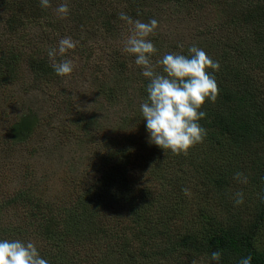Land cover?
<instances>
[{
  "label": "trees",
  "instance_id": "1",
  "mask_svg": "<svg viewBox=\"0 0 264 264\" xmlns=\"http://www.w3.org/2000/svg\"><path fill=\"white\" fill-rule=\"evenodd\" d=\"M62 3L67 15L57 11ZM171 11L181 16L178 29L168 24L162 32L160 23L170 22ZM120 12L159 22L149 37L157 49L154 71L162 72L157 61L165 54L187 55L192 45L219 62L213 72L217 98L201 108L206 135L186 154L149 143L140 112L148 80L124 51L133 26L120 20ZM119 36L121 41H106ZM64 37L76 46L55 62L81 59V73L92 74L100 96L90 112L50 119L39 143L56 152L62 135L75 134L81 138L78 146L91 151L82 160L92 163L94 172H87V186L73 182L72 189L47 200L42 193L50 189L48 177L25 174L7 197L1 194L0 238L42 240L37 247L50 264H208L214 250H221L222 264L249 255L252 264H264V0H49L47 8L40 0H0V87L23 83L24 101L43 96L53 105L58 99L68 112L74 102L81 106V99L65 97L74 85L90 92L84 81L71 79L78 74L76 64L70 75L58 76L48 56ZM105 104L122 108L107 123L112 129L115 124L114 131L104 130ZM24 109L15 122L0 112V137L10 139L0 140L9 149L0 153V177L6 180L3 170L14 166L10 157L14 160L17 147L29 144L38 131L37 115ZM71 118L73 126L63 124ZM6 125L10 130L3 131ZM95 131L102 140H93ZM51 135L58 140H48ZM77 167L70 166L65 181ZM18 174H10V185ZM237 192L244 194L239 205Z\"/></svg>",
  "mask_w": 264,
  "mask_h": 264
},
{
  "label": "clouds",
  "instance_id": "2",
  "mask_svg": "<svg viewBox=\"0 0 264 264\" xmlns=\"http://www.w3.org/2000/svg\"><path fill=\"white\" fill-rule=\"evenodd\" d=\"M43 8L49 7V0H40ZM61 15H67V3L58 6ZM120 20L132 25L131 34L124 41V51L135 57L141 66L142 75L147 78V98L140 104V112L148 132L149 143L174 154L184 153L195 144L203 141L206 130L199 121L206 116L201 110L206 101L215 102L218 85L213 75L220 68L200 47L192 45L187 55L167 53L157 63L162 72L154 71L152 56L157 49L149 37L158 28L159 22L151 19L147 23L134 20L125 12L119 13ZM76 42L70 37L61 38L58 47L51 48L48 56L58 76L70 75L74 65L70 60L55 62V57L75 48ZM211 69L212 71H209ZM237 176L240 174L237 173ZM246 182V180H245ZM187 189L185 193L187 194ZM234 203H243V192L235 193ZM0 264H50L42 257L37 245L32 241L0 238ZM208 264H222L221 250L210 254ZM237 264H252V257L243 256Z\"/></svg>",
  "mask_w": 264,
  "mask_h": 264
},
{
  "label": "rangeland",
  "instance_id": "3",
  "mask_svg": "<svg viewBox=\"0 0 264 264\" xmlns=\"http://www.w3.org/2000/svg\"><path fill=\"white\" fill-rule=\"evenodd\" d=\"M210 7V11L213 14V9L212 6ZM209 10V9H208ZM231 10H237L236 5L234 4L231 8ZM181 11V10H178ZM180 14L176 11H171L170 12V20L169 23H167V20L165 18L162 19L163 23H160V31L165 32L167 29L165 28L168 24L172 28L174 32L177 31L178 29V22L180 20ZM182 26L186 27V24L183 22ZM166 29V30H165ZM129 34H125V37L127 38ZM123 36L110 38L106 40L107 42L111 43L113 40L115 41H121ZM102 40V39H101ZM103 41V40H102ZM105 41V40H104ZM96 52L101 53V49H97ZM59 55V54H58ZM58 55L56 57H58ZM77 57H73L72 59L67 58V60H70L74 65L76 64L77 66V71L78 74L71 77V79L80 82L84 81V85L89 89L88 90L84 86H77V85H72L73 87L67 88V94L65 97L71 96L73 99L80 100L81 99V106H79V102H74L71 106L72 111L68 112L65 108L59 107L60 101L57 99V101L53 104H45V97L41 96V99L36 100L34 98H28L27 101H24L25 96L20 93L19 88L23 86V83H19L15 85V87L9 89V88H4L0 87V105H1V110L0 112H3L4 115L6 116V121L7 120H13V122L16 121L17 115L20 112L21 106H25L24 111L32 110L38 117V124L39 126L36 128L38 131L34 134L36 136L34 139L29 144L22 145L17 147V153L14 156V160L12 157H10L11 162H13L14 166L12 169H4L3 171H6L5 174H7V180L4 176L0 177V197L2 192H6L5 197H7V191H11V187H13V190L16 186V188L20 185L23 176L28 173H35L36 175H46L48 177V185L50 186V189H45V191L42 193V197L47 200V199H52L56 198L57 195L62 194L63 190H69L72 189L73 185L71 183L74 182V184H77V182H82L83 184L87 183L88 178H87V172H94V168L92 163L85 164L82 160V157L84 155H88L91 153V151H88V148L81 149L77 143V140H81V138H78L75 136V134L69 138H66L65 135H62L61 140H65L64 143H62V147H60L59 151L56 152H51L50 151H45V147L48 146V144H42L44 146H40V136H42V133H45V124L48 123L50 119H53L56 115H58L60 118L64 117L66 115L72 114L76 115V111H92L94 110L95 107V101L97 98L100 96V92H98L96 85L92 81V74L91 73H81L82 72V67L83 64L81 63V59L76 61ZM61 60V59H60ZM58 60L57 62H59ZM76 61V62H75ZM102 80V77L98 78L97 81L100 82ZM64 85H67L64 84ZM93 87V88H92ZM92 88V90H91ZM48 99V98H47ZM123 102V101H121ZM97 103L102 104V101H99ZM43 105L47 106L44 107ZM79 106V107H78ZM59 107V110H57ZM118 107V106H117ZM122 106L118 107L121 108ZM77 109V110H76ZM122 109V108H121ZM120 109V110H121ZM119 110V111H120ZM117 109L115 108H109L105 104V110L103 111V119L106 120L105 125H104V130L106 129L107 131H114L115 129H118L115 124L114 128L112 129V125H107V123H113L114 118L117 116L118 112ZM88 114H85V116ZM13 116V118H12ZM84 116V117H85ZM83 117V119H84ZM75 122L76 120L71 118L68 121L63 122L64 125L66 126H73L72 122ZM11 125V123H10ZM10 125H6V128L3 129V131H6L7 128L8 130ZM107 126H110L109 128ZM102 129V126H101ZM56 134H59L57 130H55ZM2 133V132H1ZM82 133H79V137H81ZM93 140H102L100 134L93 132L91 135ZM58 136L51 135L48 140H58ZM1 141L5 140H10V139H5L0 137ZM12 140V139H11ZM44 140V139H41ZM49 145H53L52 142L49 143ZM53 149V150H57ZM96 149V148H95ZM9 150L7 145L4 143L0 144V153L6 154L5 151ZM88 151V152H87ZM1 158L2 155L0 154ZM21 159V160H19ZM20 162H25L22 166V169L18 168L21 167L19 165ZM5 164V163H3ZM25 164H28V168H25ZM74 164L78 165L76 169V174L73 178L69 177V183L68 180L65 181V177L67 176L68 172L73 171L70 170V166ZM86 166V168H80ZM26 169V170H25ZM2 171V172H3ZM14 173H19L18 175L20 178L15 179L14 186L10 185V174ZM77 180V181H76ZM87 186V184H85ZM11 186V187H10ZM11 188V189H10ZM4 197V198H5ZM3 200V199H2ZM0 200V202L2 201ZM33 242V241H32ZM42 240H35L34 243L39 246L42 244ZM84 252V251H83ZM88 260H90L88 258Z\"/></svg>",
  "mask_w": 264,
  "mask_h": 264
}]
</instances>
